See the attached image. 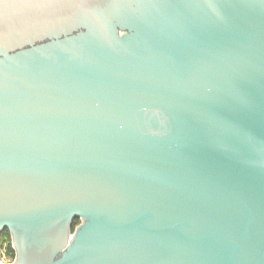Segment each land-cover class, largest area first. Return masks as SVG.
<instances>
[{"label": "water", "instance_id": "water-1", "mask_svg": "<svg viewBox=\"0 0 264 264\" xmlns=\"http://www.w3.org/2000/svg\"><path fill=\"white\" fill-rule=\"evenodd\" d=\"M4 231L7 264H264V0H0Z\"/></svg>", "mask_w": 264, "mask_h": 264}, {"label": "trees", "instance_id": "trees-1", "mask_svg": "<svg viewBox=\"0 0 264 264\" xmlns=\"http://www.w3.org/2000/svg\"><path fill=\"white\" fill-rule=\"evenodd\" d=\"M76 223H78V221ZM0 244H4L6 246L7 252L11 256V258H13L14 252L12 250L10 237L7 231L0 233Z\"/></svg>", "mask_w": 264, "mask_h": 264}, {"label": "built area", "instance_id": "built-area-1", "mask_svg": "<svg viewBox=\"0 0 264 264\" xmlns=\"http://www.w3.org/2000/svg\"><path fill=\"white\" fill-rule=\"evenodd\" d=\"M13 258L9 255L4 244H0V262L7 264L12 261Z\"/></svg>", "mask_w": 264, "mask_h": 264}]
</instances>
